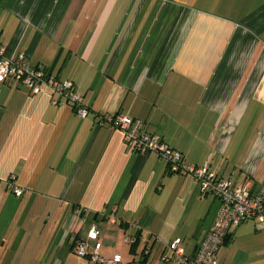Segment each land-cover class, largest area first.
Instances as JSON below:
<instances>
[{
    "label": "crops",
    "instance_id": "0c3cea01",
    "mask_svg": "<svg viewBox=\"0 0 264 264\" xmlns=\"http://www.w3.org/2000/svg\"><path fill=\"white\" fill-rule=\"evenodd\" d=\"M0 46L74 82L89 110L0 83V264H94L73 243L94 226L101 255L122 264H164L177 239L196 253L219 200L130 151L108 116L142 120L187 165L264 188V0H0ZM218 264H264V230H232Z\"/></svg>",
    "mask_w": 264,
    "mask_h": 264
},
{
    "label": "built area",
    "instance_id": "2783aa9c",
    "mask_svg": "<svg viewBox=\"0 0 264 264\" xmlns=\"http://www.w3.org/2000/svg\"><path fill=\"white\" fill-rule=\"evenodd\" d=\"M8 79L26 86L32 94H39L44 88H48L54 95L74 106V112L80 118L87 117L89 113L88 108L81 102L82 95L74 82L59 80L45 68L27 64L24 55L10 58L4 47L0 46V83ZM103 120L113 124L122 133L125 145L130 151L144 156L156 154L167 162L172 172L183 173L195 179L202 195H212L220 202L219 213L196 253L188 256L182 241L177 239L168 245L167 253L161 256L162 263L218 264L219 250L225 245L232 230L248 221L255 222L259 230H264V188L255 187L251 180H246L237 187L231 181L218 177L207 164L202 167L185 164L183 155L160 138L148 133L142 120L122 114L108 116ZM13 179L12 176L9 181L12 182ZM12 191L18 198L24 194V190L16 186L12 187ZM80 215L81 212L76 211L74 217L79 218ZM99 236V230L94 226L86 239H74L76 253L94 264H122V258L118 254L110 259L101 255L102 243ZM125 241L132 244L135 238ZM143 242L146 243V240L143 239ZM144 254L147 257L149 251L146 250ZM140 264L150 263L146 260Z\"/></svg>",
    "mask_w": 264,
    "mask_h": 264
},
{
    "label": "trees",
    "instance_id": "16d2710c",
    "mask_svg": "<svg viewBox=\"0 0 264 264\" xmlns=\"http://www.w3.org/2000/svg\"><path fill=\"white\" fill-rule=\"evenodd\" d=\"M73 107V109H74V106H72ZM174 150V149H173ZM169 167V166H168ZM170 169V168H169ZM171 171V170H170ZM172 172V171H171ZM174 173V172H173ZM140 233L139 232H137L136 233V235H135V241H134V243H132L131 244V252L134 254V253H136V250H137V248H138V246H139V241H140ZM228 241H229V236H228V238H227V240H226V242H225V245L228 243ZM144 261H146V259L145 260H143L142 262H144Z\"/></svg>",
    "mask_w": 264,
    "mask_h": 264
},
{
    "label": "rangeland",
    "instance_id": "374dc122",
    "mask_svg": "<svg viewBox=\"0 0 264 264\" xmlns=\"http://www.w3.org/2000/svg\"><path fill=\"white\" fill-rule=\"evenodd\" d=\"M46 69V68H45ZM47 70V69H46Z\"/></svg>",
    "mask_w": 264,
    "mask_h": 264
}]
</instances>
